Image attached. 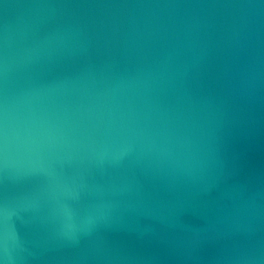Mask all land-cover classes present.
<instances>
[{"label": "water", "instance_id": "1", "mask_svg": "<svg viewBox=\"0 0 264 264\" xmlns=\"http://www.w3.org/2000/svg\"><path fill=\"white\" fill-rule=\"evenodd\" d=\"M0 264H264V0H0Z\"/></svg>", "mask_w": 264, "mask_h": 264}]
</instances>
